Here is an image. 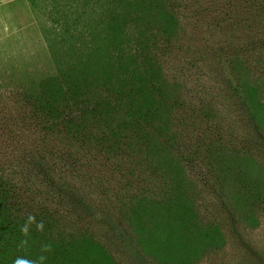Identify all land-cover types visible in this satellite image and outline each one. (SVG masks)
Listing matches in <instances>:
<instances>
[{"label": "rangeland", "instance_id": "1", "mask_svg": "<svg viewBox=\"0 0 264 264\" xmlns=\"http://www.w3.org/2000/svg\"><path fill=\"white\" fill-rule=\"evenodd\" d=\"M31 1V20L0 27V264H14L17 257L35 260L43 245L85 231L114 264H139L119 251L109 230L80 201L130 230L136 205L165 197V163L150 161L134 136L131 145L123 141L109 155L64 132L55 135L44 112L27 101L41 95L45 80L63 77L60 66L74 65L72 49L92 48L87 35L104 34L103 24L112 18L120 22L135 15L138 24L114 30L143 34L140 56L145 51L159 69L148 86L157 88L151 82L159 76L164 94L159 88L154 98L170 110L161 117L162 132L155 124L146 129L192 180L178 192L192 195L196 228L215 234L208 249L193 237L182 248L191 254L171 246L162 249L161 262L149 258V263L182 264L190 258L187 264H264V147L253 130L255 124L264 127V32L257 25L264 19V0ZM70 34V43H59ZM176 159L168 158L166 167ZM42 160L54 180L33 167ZM29 214L43 221V231L30 227L39 239L20 231ZM23 239L26 247L20 246ZM45 255L44 264H55ZM94 263L111 264L100 256Z\"/></svg>", "mask_w": 264, "mask_h": 264}, {"label": "trees", "instance_id": "2", "mask_svg": "<svg viewBox=\"0 0 264 264\" xmlns=\"http://www.w3.org/2000/svg\"><path fill=\"white\" fill-rule=\"evenodd\" d=\"M139 20L135 15L129 20L123 18L120 22L116 18L106 21L103 26L108 30L104 34L87 35L86 39L92 48L84 46L80 51L72 49L69 58L74 65H69L67 69L60 66L59 73L63 77L45 80L41 84V95L28 98L27 101L34 100L32 106L44 112L49 119L47 129L55 135L64 132L66 138L76 140L79 145L89 143V146L109 155L123 141L131 145L134 136L143 141L145 155L150 161L157 165L165 163L163 174L169 181L165 197L162 201L151 204L141 201V204L136 205L131 211L135 223H129L130 230H124L111 215L106 216L92 209L86 200L81 198L80 201L81 206L90 212L91 218L109 230L119 251L137 259L139 264H150L149 258L161 262L162 249L171 246L173 250L179 246L182 253L191 254L182 248L188 247L193 237L204 240V249H208L206 242L209 240L212 243L215 234L202 233L196 228L200 220L192 195L185 197L178 192L190 187L192 180L172 153L162 143L155 141L146 129L155 124L157 131L162 132L164 125L161 117H166L170 111L167 105L162 110L164 107L154 98V92L159 88L164 94L159 76L151 82L157 88L148 86L150 76L159 75V69L155 68L156 64L151 65L147 61L145 51L140 56L144 50L142 33L114 30L118 24L121 27L132 26L138 24ZM167 21L172 27L175 25L171 14ZM257 25L264 32V19ZM70 38L74 39V36L70 34L59 38V43L66 45L70 43ZM260 125L258 127L255 124L253 130L264 147V127ZM168 158L176 159L172 168L166 167ZM42 162L38 161L33 167L40 176L54 180L51 177L52 169ZM9 184L4 187L7 191L10 189ZM57 184L63 185L61 182ZM13 226L12 233H16L17 224ZM34 230L29 228V240L39 239ZM82 237L84 243L79 244ZM196 252L193 256H198L199 250ZM49 254L53 256L51 258L55 264H95L94 259L99 256L114 264L109 251L99 241L92 239L87 231L80 237L55 240ZM186 260L184 264L191 262L190 258Z\"/></svg>", "mask_w": 264, "mask_h": 264}, {"label": "crops", "instance_id": "3", "mask_svg": "<svg viewBox=\"0 0 264 264\" xmlns=\"http://www.w3.org/2000/svg\"><path fill=\"white\" fill-rule=\"evenodd\" d=\"M31 2V0H0V27L10 29L20 21L31 20L33 18Z\"/></svg>", "mask_w": 264, "mask_h": 264}, {"label": "clouds", "instance_id": "4", "mask_svg": "<svg viewBox=\"0 0 264 264\" xmlns=\"http://www.w3.org/2000/svg\"><path fill=\"white\" fill-rule=\"evenodd\" d=\"M35 224L37 231H43V221L37 222L36 217L32 214H29L25 223L21 226L20 231L23 236L27 237L29 235V228L31 225ZM28 245V240L23 239L20 241L21 247H26ZM52 251L51 244L43 245L41 252L42 254L38 256L35 260L28 259L25 257H17L14 261V264H44V261L47 259L46 253H50Z\"/></svg>", "mask_w": 264, "mask_h": 264}]
</instances>
